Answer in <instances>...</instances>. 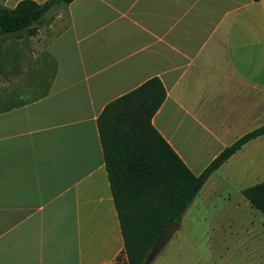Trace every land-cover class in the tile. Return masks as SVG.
Here are the masks:
<instances>
[{"label":"crops","instance_id":"1","mask_svg":"<svg viewBox=\"0 0 264 264\" xmlns=\"http://www.w3.org/2000/svg\"><path fill=\"white\" fill-rule=\"evenodd\" d=\"M37 31L28 71L0 79V264H126L98 114L157 78L151 125L198 175L264 125V0H71ZM261 181L264 133L206 177L148 264H191L198 221L249 232L264 264V216L241 193Z\"/></svg>","mask_w":264,"mask_h":264},{"label":"trees","instance_id":"2","mask_svg":"<svg viewBox=\"0 0 264 264\" xmlns=\"http://www.w3.org/2000/svg\"><path fill=\"white\" fill-rule=\"evenodd\" d=\"M70 1L19 0L12 8L0 6V36L33 35L47 12ZM164 95L159 80L150 78L105 104L96 118L126 264H143L163 226L179 222L206 177L243 143L264 133V125L245 133L193 175L151 125ZM241 193L264 216V181Z\"/></svg>","mask_w":264,"mask_h":264},{"label":"rangeland","instance_id":"3","mask_svg":"<svg viewBox=\"0 0 264 264\" xmlns=\"http://www.w3.org/2000/svg\"><path fill=\"white\" fill-rule=\"evenodd\" d=\"M55 13L56 10L47 12L40 25H46ZM40 25H36L37 29ZM21 35V39L15 40L10 38L1 47L0 79L2 78V74L7 71L9 73L12 72L16 77L19 70L25 74L28 68L31 67L34 46L38 44V38H40L42 34L37 31L35 35H28L25 31H21ZM4 89L5 88L2 87L0 83V95L2 92H5ZM8 89L9 93L14 92L16 90V82L11 83ZM200 223L202 222H197V227L200 230H198L199 233L192 238L195 248L191 256L187 258V262L193 260L195 264H261L260 258L255 259L256 253L252 251V249L255 250V248L251 247L253 246L251 245L253 238L249 232H245L243 229L244 231H232L230 232L231 234H229L227 231L221 230L219 234H216L213 233V230H216L213 222H203L205 226L201 228ZM218 223L223 226V229L229 225V222ZM251 252H253L252 255ZM158 254L157 256H159ZM260 254L261 252H259V255ZM157 256H155L153 260H156V258H158ZM256 261L259 262L257 263ZM185 263L186 261L184 259L179 264Z\"/></svg>","mask_w":264,"mask_h":264},{"label":"water","instance_id":"4","mask_svg":"<svg viewBox=\"0 0 264 264\" xmlns=\"http://www.w3.org/2000/svg\"><path fill=\"white\" fill-rule=\"evenodd\" d=\"M179 225L178 223L174 222L173 220H169L166 222V224L163 226L162 230L156 237L155 241L153 242L151 248L147 252L143 264L149 263L154 256L161 250V248L166 244V242L169 240L171 235L178 230Z\"/></svg>","mask_w":264,"mask_h":264}]
</instances>
